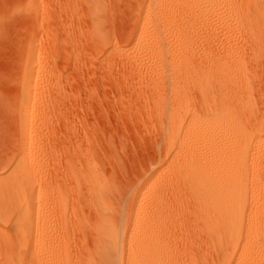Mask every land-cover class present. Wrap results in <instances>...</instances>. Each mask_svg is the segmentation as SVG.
I'll return each mask as SVG.
<instances>
[{
    "label": "rangeland",
    "instance_id": "374dc122",
    "mask_svg": "<svg viewBox=\"0 0 264 264\" xmlns=\"http://www.w3.org/2000/svg\"><path fill=\"white\" fill-rule=\"evenodd\" d=\"M154 1L0 0V180L21 154L24 99L31 135L26 156H35L21 190L34 193V201L16 209L18 194L0 190V231L11 233L8 240L0 232V264L9 253L19 264L38 262L28 254V239L11 227L17 215L41 219L49 234L61 235L54 250L64 264H108L99 248L102 193L122 228L132 222L134 205L141 218L154 210L153 223L162 227L160 253L147 263L237 264L233 245L212 239V221L183 187L179 161L189 146L179 151L176 138L190 116L206 113L207 91L219 101L223 79L233 71L251 85L240 91L251 93L255 107L238 110L237 121L264 120V0H229L221 8L231 5L236 16L218 17L195 0H165L162 10ZM157 33L161 42L151 40ZM228 55L238 66L221 69ZM171 174L179 179L164 189ZM160 192L163 206L153 209L151 199ZM260 240L261 252L243 256L242 264H264ZM129 244L128 238L125 254Z\"/></svg>",
    "mask_w": 264,
    "mask_h": 264
},
{
    "label": "bare ground",
    "instance_id": "6f19581e",
    "mask_svg": "<svg viewBox=\"0 0 264 264\" xmlns=\"http://www.w3.org/2000/svg\"><path fill=\"white\" fill-rule=\"evenodd\" d=\"M153 1L154 0H150V4ZM227 1L229 0H195L197 5L206 10V13L213 11V15L218 17V15L224 16V14L233 12L236 16V10L232 8L231 5L227 7V9H223L224 7L221 8V5H226L225 3H227ZM165 4V0H160L159 10L165 9ZM219 7L222 10H218ZM210 14H212V12ZM213 15H211V17ZM233 15L231 14V16ZM247 26L249 25H244V29L247 28ZM245 30L248 32V29ZM161 39V35L157 33L153 35L151 40L153 42H161ZM161 50L159 56L163 59V47H161ZM234 53H231V55ZM237 61L238 60L234 58V56L228 55L225 61L221 62L219 67L221 66V69L230 70L238 66ZM30 77L27 78V80L24 79L26 82L23 81L25 86L24 91L27 93L26 98L29 97L31 91L29 82ZM245 78L248 79L246 75ZM224 80L226 81L225 84H227L225 86L223 84L224 87H221L224 93L221 95L219 101L215 99L212 101L207 91L205 103L206 113L203 116L194 113V115L189 117L188 127L179 130L176 138L178 150L182 151L189 146L187 156H185L182 161L178 159L181 166H183L181 174L179 173V175L182 177V174H184L186 181L183 187L191 192L196 204L204 213L205 218L212 221V223H210V232L211 235H213L212 239H214L215 242L229 240V243L234 247L233 256L239 255L237 264H242L243 256L254 258L261 252L262 249L260 248H262V242H260V239L264 237V149H262L264 148V120L258 121L259 123L256 121L257 124H252L249 120V123H246L247 126L244 122L237 121L238 118L236 114L238 110L248 109L253 112L255 108L249 95L250 92L248 91L249 93L247 94L246 90L245 93V89L242 90V92L240 91L243 89L241 87L245 86L246 88L251 85L249 86L248 83L244 82V79L241 80L240 77H237L234 71L229 74L228 78L225 77L223 81ZM249 80L250 78L248 81ZM231 91L236 94L234 93V95H232ZM243 91L245 94H243ZM24 100L20 110V116L22 117V131L20 134L21 154L15 164L13 163L12 173L5 179L3 178V180H0V190L5 191L6 194H8L7 192L12 194L13 191L18 194L15 195L18 201L13 205L16 209L20 208V206H25L35 199L34 193H21L23 182L27 181L32 174V163L35 158V156L32 158V155L26 156L27 140L31 138V135L28 129V122H30L29 100L27 99V102L26 99ZM174 131L173 135L175 136L176 130ZM176 160L177 156H173L172 163ZM165 170L166 169L163 168L158 169L155 175L163 173ZM178 179V175L171 174L165 181L163 188L171 187ZM161 190L163 191V189ZM9 195L10 194H8V196ZM100 200L104 218L99 233L101 238V245L99 246V248H101L100 256L104 257L105 260L108 261V264H145L147 262H154L160 253L159 241L162 233L161 224L159 222L153 223L152 214L154 210H149V212L145 213L144 217L141 218L139 209H137L138 205H134L130 212L132 222L127 227L122 228L120 224L114 223L111 219L109 213L110 201L105 193L100 195ZM163 203L164 198L161 192L151 199L153 209L162 208ZM11 223V227L16 236L28 239V254L31 260L35 259L39 264L69 263L65 259L62 261L63 258H61L62 260L60 259L61 261L57 259V252L54 250V242L59 241L61 235L58 236V232L57 235H54L55 233L49 234L48 229H45V226H43V223H45L44 221L42 222L41 219L35 220L32 217L21 218V216L17 215V218L13 219ZM131 225L133 229L130 230ZM138 230V235H135ZM1 231L4 230L1 229ZM4 235L5 238L9 240L11 233L6 232ZM55 236L56 238H60H57V241H55ZM128 238L130 239V244L128 246V253L125 254ZM23 246H26V244ZM215 247L218 249V252L222 253V246L215 245L214 248ZM38 248H40L39 255L35 257ZM9 254H7L8 256L6 255L4 263L1 264H19L20 259L11 255L12 258ZM127 256L130 257L127 258ZM27 259H29V257H27ZM87 262L89 264V261ZM233 263V260H231L230 264Z\"/></svg>",
    "mask_w": 264,
    "mask_h": 264
}]
</instances>
